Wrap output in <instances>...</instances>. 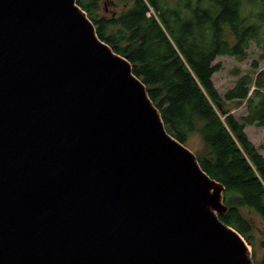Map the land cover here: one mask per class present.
Here are the masks:
<instances>
[{
	"label": "water",
	"instance_id": "obj_1",
	"mask_svg": "<svg viewBox=\"0 0 264 264\" xmlns=\"http://www.w3.org/2000/svg\"><path fill=\"white\" fill-rule=\"evenodd\" d=\"M224 192L77 0H0V264H255Z\"/></svg>",
	"mask_w": 264,
	"mask_h": 264
},
{
	"label": "trees",
	"instance_id": "obj_2",
	"mask_svg": "<svg viewBox=\"0 0 264 264\" xmlns=\"http://www.w3.org/2000/svg\"><path fill=\"white\" fill-rule=\"evenodd\" d=\"M123 4L111 16L100 5ZM99 38L127 58L160 110L167 131L195 153L202 169L225 187L220 219L252 245V216L264 221V156L246 128H264V0H77ZM255 46L253 73L222 96L213 82L221 56L244 62ZM246 106L237 119L230 106ZM253 258H255L253 254ZM256 264H264V257Z\"/></svg>",
	"mask_w": 264,
	"mask_h": 264
},
{
	"label": "rangeland",
	"instance_id": "obj_3",
	"mask_svg": "<svg viewBox=\"0 0 264 264\" xmlns=\"http://www.w3.org/2000/svg\"><path fill=\"white\" fill-rule=\"evenodd\" d=\"M123 8V4H118L117 6H112L106 2H103L100 5V15L103 16H111L114 12L120 11ZM259 56V52L255 46H252L249 57L246 61L240 62L234 57L229 56H221L217 58L215 64H220V71H218L213 76V82L219 93L224 96L225 93L232 89L236 82L238 81L240 76L235 75L237 70H240L244 75L246 73H255L251 69V63L254 60H257ZM261 69H264V62L260 63ZM232 108V114L240 119L244 115H246V106L242 105L239 107H235V103L230 106ZM246 133L250 139V141L255 145V147L259 150V153L264 156V128H259L255 126H248L246 128ZM201 142L197 135L193 136L191 142L187 144V147L194 153H197L201 149ZM253 222V233H252V245L248 246L251 249L252 254H254L255 258H253L254 263H258L264 257V221L256 215L252 216Z\"/></svg>",
	"mask_w": 264,
	"mask_h": 264
}]
</instances>
